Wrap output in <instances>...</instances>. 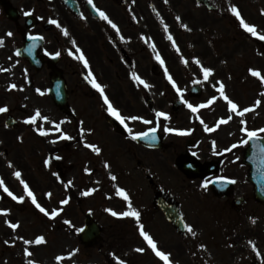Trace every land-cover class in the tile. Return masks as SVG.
Returning <instances> with one entry per match:
<instances>
[{"label": "flooded vegetation", "instance_id": "af4514ba", "mask_svg": "<svg viewBox=\"0 0 264 264\" xmlns=\"http://www.w3.org/2000/svg\"><path fill=\"white\" fill-rule=\"evenodd\" d=\"M93 3L108 15L118 30L102 20L87 0H0V38L4 40L3 46H0V68L8 69L3 72H9L13 77L12 84L17 85L16 89L9 90V94L22 98L31 94L42 97L36 89L43 91L49 100L48 108L51 109L47 121L52 138L50 145L55 148L63 140L60 139L61 132L55 130V123L63 121L62 132L63 126L69 123L73 134H76L75 143L82 145L85 142L97 143L101 131H109L111 128L107 123V106L99 91L85 79L89 70L104 87L110 101L114 96L125 95L126 86L136 97H147L165 89L176 94V89L167 79L165 69L183 90L180 83V78H183L181 68L196 65L195 59L202 56L201 51L198 50L196 54L191 52L197 48L213 51L215 35H219L222 41L223 36L233 34L238 39L227 44L226 48L234 47L237 52L244 47L251 51L245 59L246 75L242 74V65L235 71V74L239 73L237 97L244 100L245 91L250 94V98L258 94L256 83L259 79L252 76L249 69L260 68L259 38L241 27L239 18L230 11L231 6H236L245 22L255 25L259 33L264 30V12L260 11L257 3L255 8L251 4L245 5L243 0H167V3L165 0H93ZM26 11L32 14L25 16ZM177 16L180 20L176 19ZM50 19L57 20L61 27L49 23ZM63 28L68 30V36L63 35ZM9 31L13 33L11 37L6 35ZM169 34L173 36L179 51L168 40ZM29 35L43 39L35 41L36 46L32 47L34 42L28 39ZM246 35H251L255 41L244 45ZM73 39L76 41L75 45L72 44ZM76 48L83 52L88 68H85L82 61L75 59L74 55L68 54L71 49L78 55ZM27 50H31V56L38 53L42 63L39 70L32 67L26 57L17 55V52L25 54ZM57 51L60 52L58 57L54 55ZM157 54L164 61L163 64L156 59ZM233 55L232 52L224 54L226 59ZM213 56L221 58L223 55L218 50ZM184 60H187V64ZM53 71L63 80L67 98L64 110L57 107L51 99L50 78ZM132 73H136L150 87L145 88L134 81ZM216 73V78L229 82L225 70L218 69ZM210 81L212 82L211 79ZM214 81L219 83L216 79ZM244 82L247 84L244 85ZM231 92H234L233 87ZM215 94L214 90L212 96ZM212 96H205L202 100L183 96L177 112L167 113L171 119L169 126L172 123L174 129L188 130L189 134L176 135L162 150L157 151L165 172L152 171L154 164L148 162V148L137 144L139 153L129 155L137 163L149 191L150 201L142 208L141 224L156 242L158 249L170 253L173 264H211L209 257L212 255L236 256L244 250V245L247 248L251 245V240L244 238V232H254L252 229L237 228L258 226L252 221L257 215L255 209L261 204L254 199L252 185L247 180L248 167L244 158L250 156L247 151L249 140L247 144L239 145L240 140L248 139L241 131L243 125L240 121H246L250 130L264 128V108L257 115L248 112L241 117L231 112L226 105L218 107L217 100L200 108L197 113H193L184 103H204ZM253 99L254 97L251 100ZM159 104L158 108L162 109L164 104ZM243 108L238 102V110ZM140 114L145 119L150 117L147 107H143ZM228 116L232 119L216 127L221 118L226 119ZM205 125L214 127L215 130L205 131ZM152 126L158 130L163 128L160 119H156ZM81 127L85 129L83 137L80 134ZM256 138L264 139V133H259ZM233 144H238V147L225 151ZM142 149L143 152H140ZM47 158L51 159L52 156L49 154ZM180 167L185 168L187 173L181 171ZM221 177L235 180L236 183L227 185L228 182L221 180ZM205 181L209 182L206 189L201 187ZM181 189L194 201L201 196L207 197L212 209L231 218L221 222L218 220L215 223L218 230L214 235V231L206 228V221L199 218V206H196V202L186 205L180 199ZM164 209L180 215V227L166 218ZM243 215L247 218L241 220L240 216ZM238 216V219L232 218ZM254 220L257 222V219ZM185 224L194 228L201 226L199 231L202 234L189 233ZM227 226L234 228L229 230ZM144 244V262L164 264L147 241ZM251 252L254 253V250Z\"/></svg>", "mask_w": 264, "mask_h": 264}, {"label": "rangeland", "instance_id": "374dc122", "mask_svg": "<svg viewBox=\"0 0 264 264\" xmlns=\"http://www.w3.org/2000/svg\"><path fill=\"white\" fill-rule=\"evenodd\" d=\"M243 1L245 5L251 4L254 8L257 3L260 11L264 10V0ZM259 33L264 34V30H260ZM233 36V34H227L223 36L221 41L220 36L215 35L213 36L215 46H212L213 51L204 50L201 47L191 52L196 54L198 50L201 51V57L196 55L201 64H196L191 68H181L183 78H180V83L184 90H188L190 87V78L194 81L203 82L201 65L213 70L208 80L216 78L218 69L225 70L227 73L231 72L234 75L240 65H242V74L246 75L245 59L249 57L247 54L251 51L245 50L244 47L237 52L234 47L226 48L227 44L230 45L235 39H238ZM247 37L248 39L243 40L244 45L252 44V41H255L251 35H247ZM218 50L223 55L221 58L213 56V53H218ZM231 52L234 55L226 59L224 54ZM217 58H220V60L216 61ZM222 59L223 61L221 62ZM251 66L254 67V65ZM259 67L263 76L264 58L262 56H259ZM12 82L13 77L9 72L0 71V107L7 106L9 109L7 112L0 113L2 115L0 117V178L3 179L4 184L16 196H23L24 201L13 200L0 187V209L10 210L7 216L0 215V264H27L28 260H33L36 264H118L117 258L126 261V264H146L143 252L135 251L137 248L145 249L143 244L144 242L146 244L140 234V222H137L135 217L112 216L109 211H106L107 209H112L120 213L128 210L129 201L116 194L118 188L125 189L133 209L140 212L142 206L144 207L147 204L145 200V194H147L145 190L146 184L143 182L144 179L142 180L139 177V170H136L134 160L129 158L131 153H139L137 152L139 150L138 146H135L131 140L128 141V139L118 134L113 135L109 132L106 136L99 137L96 145L101 149V152L96 154L85 146L82 148L80 143H75L76 134H73V130L68 123L63 126V133L72 136L74 139H63L56 144L57 147L55 148L50 145V139H52L50 135L41 136L37 131L39 127H43L48 131L47 121L38 118L35 125L24 123L25 119L33 115L37 109H39L42 116L49 118L51 113V109L48 108L49 100L45 95L39 97L31 94L25 98L15 94L10 95L7 88ZM220 83L214 81L210 83V86L216 91L214 96L217 98V105L222 104L224 106L227 101L220 95ZM223 85L225 95L234 103L237 104L238 101L241 105L247 107L250 103L255 105V102L259 100L260 107H264V95H262L264 87L261 80L258 84L261 93L259 91L258 96L250 98V94L245 91L244 100L237 99L236 83L230 82L228 85L225 83ZM232 87L235 90L232 94L225 89ZM125 91L127 92L125 95L114 96L112 104L123 113L124 117H143L140 112L142 113L143 111L144 99L141 96H134V92L128 89L127 86ZM208 94L205 91L201 98ZM152 95L155 97L153 114L157 112L159 103L165 105L163 107L164 112L168 110V104L166 103L173 100L171 93L166 94L161 91L152 93ZM253 97L255 98L251 102ZM255 110L254 113L257 115L260 109L256 106ZM7 113H11L21 125L14 129L6 128L3 120ZM153 119L148 117V120L153 121ZM129 122L132 133L145 128L142 125V121L129 120ZM162 123L165 127L170 122L162 121ZM147 125L149 126L150 124ZM168 134L169 138L173 137L172 133ZM102 138L107 140L102 141ZM90 150L93 155L89 153ZM140 152H143V149ZM47 154H50L52 159L48 160ZM148 162L154 164L152 165L153 172L161 171L164 168L161 159L157 157V153L154 151L148 152ZM106 164L108 167H105ZM85 168L90 171L86 172ZM16 171L21 173V177L17 178L14 176L13 173ZM112 176H115L116 179L113 180ZM21 180L28 184L36 196L37 202L42 207L49 211L62 209L60 214L55 219H49V217L41 213L32 204L31 198L27 196L24 186L20 182ZM68 181L72 183L68 184ZM91 189L95 191H92L90 195H82L83 192ZM182 190H180V199L186 205L195 202L188 198L187 193L185 191L182 192ZM48 193L52 194L51 197L46 195ZM63 199H68L69 203L62 205L60 201ZM202 208H198V211L209 212V223L215 226L214 231L218 230V225L215 224L218 220L221 222L223 219H228V217H223L222 215L224 214L219 210L206 209V206ZM88 209L92 211L94 219L102 227L101 240L91 246L83 245L80 242L79 231H77V229H81L84 223V212ZM255 211L257 212L258 221L256 224L258 226H241L237 228L240 230L252 229L254 231L252 234L244 232L243 235L244 238L248 237L252 244L248 248L244 245V250L236 256H231L230 253H228L230 256L226 255L224 257L212 255L209 257L211 264H251L254 261H257L258 264H264V209L259 207ZM243 217L246 218L244 215ZM243 217L240 216V219H244ZM6 220L12 223L18 222L20 226L13 230L5 223ZM66 220L71 223L65 224L64 221ZM200 228L201 226L194 228L195 234H202L199 231ZM40 235L45 236L46 243L26 245L21 239L23 237L34 241ZM5 241H8V243L6 244ZM253 244L255 248H253ZM25 248H28L32 253L31 257L25 256ZM74 249H78V251L70 259L59 262L55 259L58 255L67 257V254ZM251 250H254L253 254Z\"/></svg>", "mask_w": 264, "mask_h": 264}, {"label": "snow or ice", "instance_id": "6c2138e0", "mask_svg": "<svg viewBox=\"0 0 264 264\" xmlns=\"http://www.w3.org/2000/svg\"><path fill=\"white\" fill-rule=\"evenodd\" d=\"M87 2L90 5H92V7L99 14V17L102 20L107 21V23L109 25H111V27L113 29H117V25L108 17V15L104 11L100 10L99 8H97L95 6V4L93 3V0H87ZM198 2H199V0H198ZM165 3H167V0H165ZM230 11L237 18H239L241 27H243L248 33H250L252 36H258L259 39L264 40V34L258 33L257 27L255 25H251V24L245 22V20L241 17L240 12H239V10H238V8L236 6H234V5L231 6L230 7ZM262 12H264V10H262ZM31 14L32 13L30 11L24 12L25 16H29ZM176 19L180 20V17L177 16ZM49 23L56 25L58 28L61 27L57 20L50 19ZM182 26L185 27V28L187 27V25H182ZM165 30L167 31V25H165ZM62 32H63L64 36H68L69 35L68 30L66 28H63ZM6 35L11 37L13 35V33L11 31H9V32L6 33ZM167 38H168L169 41L172 42L173 47H176L177 51H179V48L177 47L173 36L171 34H169ZM28 39L34 42L32 47H35L36 46L35 45V41L41 40V39H43V37L29 35ZM3 44H4V40H3V38H0V46H3ZM72 44L73 45L76 44V41L74 39L72 40ZM153 48H155V45H153ZM76 53H79V54L76 55L71 49L68 51L69 55H74L75 59L82 61L84 63L85 68H88L89 67L88 61L85 58L83 52L79 48H76ZM18 54L19 53L17 52V55ZM54 55L58 57V56H60V52L57 51ZM9 59H11V57ZM156 59L158 61H160L161 64L164 63V61L161 59L159 54L156 55ZM183 62L185 64H187V60H184ZM195 63L198 64V65L201 64V62L199 61L198 58L195 59ZM201 70L203 72L204 80H207L213 73V70L211 68L203 67V65H201ZM0 71H8V69L0 68ZM165 72H166V75H167V79L172 83V86L176 89V91L178 93H182V90L176 85V82L173 80L172 76L167 74V70L166 69H165ZM249 72H250V74L252 76L258 77L261 80V82L264 83V76L261 75L259 70H257V69H249ZM85 79L88 80V82L91 84V86L94 89L99 91V93H100V95H101V97L103 99V103L107 106L108 113L110 115L114 116L116 118V120H118L126 128L128 127L127 124L125 123L126 120H132V121L139 120V121H142L144 124H152L153 123V121L145 119V118H143L141 116H129V117L122 116L120 114L119 110L112 104V102L109 100L108 96L105 94L104 87L96 81V78L93 76V74H92V72L90 70L88 72V75L85 77ZM132 79L134 81L138 82L139 84H142L145 88L150 87V85H148L144 80H142L136 73H132ZM16 88H17L16 84L9 85V90L16 89ZM36 91L40 95H44V93L40 89H36ZM219 92H220V95L223 97V99L227 101L229 110L231 112H235L237 115H239L241 117L244 116L245 113L254 111L255 107L259 106V104H260V101L257 100L255 102V105H253L252 107H245L242 110H238V105L236 103H234L231 99H229L225 95L223 83L219 84ZM262 95H264V93H262ZM216 99L217 98L214 96L211 99H209L206 104H199V105H195V106L193 104L189 103L188 101H184V103L187 105V107L193 113H197L200 108H204V107H207V106L211 105ZM7 111H9L7 106L0 107V113H4V112H7ZM155 115H156L157 118H159V117H164L165 119L168 118V114L165 113V112H162V111H157L155 113ZM38 118L40 120H43V121H49V118L46 117V116H42L40 111H39V109H37L33 115H31V116H29L28 118L25 119L24 123L29 124V125H35L37 123ZM231 119H232L231 116H228L226 119L225 118H221L219 120V122L217 123L216 127H218L220 124L227 123ZM61 123H63V121H61L60 123H55V130L58 131V132H61L60 139H64V140H72V139H74L72 136L62 132ZM201 123L203 124V120H201ZM240 123H241V125H243V127L241 128V131L246 134L248 139L240 140L239 141V145L247 144L249 139L256 138L259 133H264V128L250 130L246 126V121L241 120ZM81 124H83L82 121H81ZM156 130H157L156 127H151V128L148 129L147 132H140V133L133 134L132 133V129L128 128V132H129V134L131 136V139H133V140H137V139H140V138H147L149 136H151L152 139H156V137L154 135ZM214 130H215L214 127H208L207 125H205V131L211 132V131H214ZM37 131L39 132V134L41 136H48L49 135V132L47 130H45L43 127H39L37 129ZM164 131L168 132V133L175 132L178 135H188L189 134L188 130L174 129V128L167 127V126H165ZM84 133H85V129L83 127H81L80 128V134H81L82 137H83ZM84 146L89 148V149H91L96 154H99L101 152V149L95 144L85 142ZM213 146H215V142L214 141H213ZM236 147H238V144H233V145H231L230 148L225 149V151H231L232 149H234ZM57 158L59 159V157H57ZM237 159H238V157H237ZM46 163H47V161H46ZM105 167H108V165L106 164ZM85 171L88 172L90 170L85 168ZM13 174L17 178L21 177V173L19 171H16ZM112 179L115 180L116 177L112 176ZM220 179L221 180H226L228 183H236L235 180H227V178H224V177H221ZM20 182L23 184L24 190H25L27 196L31 198L32 204H34L35 207L41 213H43L45 216L49 217V219H55L60 214L62 209H59V210L58 209H52L51 211H49V210L45 209L44 207H42L37 202L36 196L34 195L32 190L29 188L28 184L26 182H24L23 180H21ZM71 183H72L71 181H68V184H71ZM208 183H209L208 181H205L201 185V187L206 189L208 187ZM0 187H2L3 191L5 193H7V195L10 196L13 200H16L18 202H23L24 201V197L23 196H19L18 197L12 191L9 190V188L4 184V181H3L2 178H0ZM92 191H95V190L91 189V190L85 191V192L82 193V195H90ZM116 194L118 196H122L126 201H129L128 210L124 211V212H120V213H117L116 211H114L112 209H107L106 211H109L112 216L135 217L137 222H139V218H140L141 214H140L139 211H137V210L132 208L129 196L126 193L125 189L118 188L117 191H116ZM46 195L51 197L52 194L48 193ZM60 203L62 205H66V204L69 203V200L68 199H63V200L60 201ZM9 211L10 210H7V209H0V215L7 216L9 214ZM252 222L255 223V220L253 219ZM5 223L8 224V226L11 229H13V230L17 229L20 226L18 222L17 223H12L9 220H6ZM64 223L65 224H70L71 222L66 220V221H64ZM184 227L189 233H192L193 235H195V232H194V229H193L192 225L185 224ZM139 228H140L141 236L144 237V239L147 241L148 246L152 249L153 252H155L156 256L159 257L160 260L164 261V264H173L172 260L170 259V253H166V252L161 251V250L158 249L156 242L153 240V238L146 231H144V226L142 224L139 225ZM77 231H83V229H77ZM21 239L23 240L24 244H26V245L32 244V243H35V244L39 245V244L47 242L45 236H43V235L37 236L34 241L24 239L23 237H21ZM5 243L7 244L8 241H5ZM249 243L252 244V241H249ZM253 248H255L254 244H253ZM144 250H145L144 248H137L135 251L144 252ZM77 251H78V249H74V250L70 251L67 254V257H65L63 255H58L55 259L58 262L59 261H63L65 259H70L72 256H74L76 254ZM24 254L27 257H31L32 256V253L28 250V248L24 249ZM117 259H118V264H126V261H124L122 259H119V258H117ZM27 264H36V262L33 261V260H28Z\"/></svg>", "mask_w": 264, "mask_h": 264}, {"label": "water", "instance_id": "95a60500", "mask_svg": "<svg viewBox=\"0 0 264 264\" xmlns=\"http://www.w3.org/2000/svg\"><path fill=\"white\" fill-rule=\"evenodd\" d=\"M262 46L264 48V41H262ZM57 79H58L57 77H53L52 79L53 98L58 105H63V103L65 102V97L60 95V92H62L61 83ZM192 90H193L192 92L195 95L199 93V88L193 87ZM172 107L177 108L176 106H172ZM6 123L8 125H13L14 121L11 118H8ZM154 135L156 139H152L151 136H149L147 138L137 139V141L149 147H162V137L157 132H155ZM257 158L256 161L258 160V162H256L254 166L251 164V172L249 174V179L254 184V195L256 199L264 203V148H259ZM85 221H86V226H85V230L82 233L81 238L84 241H88V240L94 241L97 235L99 234L98 226L96 225L95 222H93L90 219L89 213L86 214Z\"/></svg>", "mask_w": 264, "mask_h": 264}]
</instances>
